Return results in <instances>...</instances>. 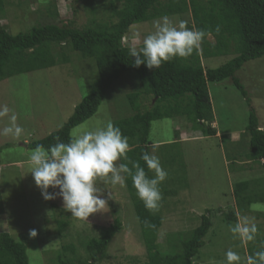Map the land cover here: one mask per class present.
<instances>
[{"label":"rangeland","instance_id":"374dc122","mask_svg":"<svg viewBox=\"0 0 264 264\" xmlns=\"http://www.w3.org/2000/svg\"><path fill=\"white\" fill-rule=\"evenodd\" d=\"M4 2L0 21L14 36L47 24L82 29L90 25L94 16L91 13L93 5L74 3V0ZM96 17L107 22L110 16L100 9ZM169 18L176 25L181 21L186 22V26L192 24L191 14ZM152 31L153 21L136 24L131 27L124 44L140 47L143 36ZM137 32L140 38L135 39ZM208 40L214 42L212 36ZM236 51L227 56L203 59V65L208 69L219 68L238 57ZM52 52L58 60L57 66L0 82V106L7 105L23 128L19 138L0 135V235L8 233L17 242L25 244L30 264H56V250L71 243L77 247V257L86 260L88 255L82 243H86L88 237H100L102 230L118 217L123 230L114 238L109 252L99 264H146L147 249L127 183L125 186L112 185L110 181L98 179L96 186L105 190L104 198L111 193L112 199H108L103 212L94 213L86 220L73 217L65 210L61 197L45 200L30 173L29 157L33 150L30 144L60 131L101 78L96 60L84 58L70 45H54ZM61 56L67 61L61 62ZM237 78L245 87L247 97L231 79L209 84L215 119L213 126L220 133L216 137H204L194 131L182 116L152 124L151 151L154 150L168 172V177L160 184L163 199L156 211L163 218L158 239L161 251L166 255H182L183 243L191 238L207 212H211L213 228L205 239V247L194 258L195 264H226L228 250L238 252L242 260L251 255L248 242H242L230 231L235 223L225 221V215L232 211L237 217L247 216L259 225L262 229L259 240L264 238V202L253 204L244 212L239 211L234 196L236 184L253 181L257 182L253 186L256 194L264 195L263 162L248 158L251 136L247 131L252 112L264 127V57L246 63ZM135 93H141L139 104L143 112L154 107L155 98L144 95L137 75L127 73L110 89L98 112L72 131V137L105 126L109 121L115 125L134 116L136 111L131 107L129 97ZM6 125L7 120L0 119V130ZM154 174L151 171L150 176ZM48 191L58 189L49 188ZM58 216L70 223L62 235L58 233ZM31 229L38 231L35 238L29 236ZM257 240L252 243L256 245ZM260 248L264 249V244ZM137 260L139 262H135Z\"/></svg>","mask_w":264,"mask_h":264},{"label":"trees","instance_id":"16d2710c","mask_svg":"<svg viewBox=\"0 0 264 264\" xmlns=\"http://www.w3.org/2000/svg\"><path fill=\"white\" fill-rule=\"evenodd\" d=\"M76 2L93 5V19L90 25L82 29L47 24L34 27L29 33L14 36L0 21V82L20 74L57 66L58 60L52 52V46L63 44L70 45L73 51L84 58L95 59L101 76L99 84L76 107L69 122L48 138L30 144L31 149L37 145L50 148L57 143V138L60 142L68 143L73 138L72 131L98 112L113 85L125 74L134 73L143 86L144 95L155 98V105L143 112L139 104L141 93L132 94L129 102L136 114L116 122L115 126L129 138L131 148L127 153L128 160L121 162L139 161L148 171L141 156L144 151H151L153 148L149 137L155 121L182 116L194 131L200 132L204 137H216L218 130L213 126L215 119L209 84L231 79L247 97L237 73L246 63L264 57V0H74ZM4 4V0H0V9ZM100 9L110 16L107 22L97 19ZM185 14L192 16V24H188V28L204 30L207 33L200 49L189 57H174L162 63L159 68L134 66V58L129 55L130 46L124 44L131 27L163 16ZM218 25L219 32L216 31ZM210 36L214 38V42L208 40ZM233 50H237L238 57L225 65L213 69L204 67L203 59L227 56ZM62 56L59 60L66 62L67 58ZM247 131L251 136V152L248 158L263 162L264 168V129H261L255 112L250 115ZM1 153L0 145V155ZM148 174L150 176L151 171ZM126 183L147 249L146 264H195L194 258L205 247V239L213 228L211 212L201 217L200 226L183 243L182 255H166L161 251L158 239L163 225L162 216L145 208L130 177H126ZM254 185L257 182L236 184L234 196L239 211L245 212L253 204L264 202V195L256 194ZM60 217H57V226L59 235H62L70 223ZM237 219V214L233 211L225 215V221L229 224L236 223ZM145 221L155 227H145ZM257 229L256 245L252 241L248 242L251 255L264 250L260 248L264 244V238L259 240L262 229L259 225ZM122 230V221L117 217L111 226L102 230L100 237H88L87 242L82 243L88 255L86 260L77 257V247L71 243L63 246L60 251L56 250V264H76L79 261L80 264H99L109 252L114 238ZM138 260L135 262H139ZM0 264H30L27 246L17 242L8 233L1 234Z\"/></svg>","mask_w":264,"mask_h":264},{"label":"clouds","instance_id":"9594fccd","mask_svg":"<svg viewBox=\"0 0 264 264\" xmlns=\"http://www.w3.org/2000/svg\"><path fill=\"white\" fill-rule=\"evenodd\" d=\"M153 27L154 31L143 36L142 46L129 47V55L134 58L136 67L146 65L154 69L174 57H189L200 49L207 35L204 30L188 28L184 21L176 25L168 16L154 20ZM216 31H220L219 25ZM134 38H140L138 32L134 33ZM0 119L7 120L0 135L14 138L22 135L23 128L7 105L0 106ZM130 150L129 138L109 121L105 126L85 131L68 143L60 142L57 138V143L50 148L37 145L29 157L30 173L45 200L61 197L64 209L79 219L88 220L90 215L103 212L108 206V199H112L111 193H108L107 199L104 198L105 190L96 186L98 179L125 186L126 177H130L145 208L155 212L163 199L160 184L166 180L168 172L154 150L144 151L141 156L148 171L139 161L121 162L128 160ZM149 171H154V176H149ZM49 188L58 191L49 192ZM145 227L154 228L155 225L145 221ZM230 231L242 242H249L255 239L258 229L249 217L240 216ZM37 235L36 229L30 230V237ZM225 255L226 264H264V250L256 251L246 260L232 250Z\"/></svg>","mask_w":264,"mask_h":264},{"label":"crops","instance_id":"0c3cea01","mask_svg":"<svg viewBox=\"0 0 264 264\" xmlns=\"http://www.w3.org/2000/svg\"><path fill=\"white\" fill-rule=\"evenodd\" d=\"M214 127H216V126H214ZM260 127H261V129H264V127H262L261 125H260ZM220 133H219V131H218V135H219Z\"/></svg>","mask_w":264,"mask_h":264}]
</instances>
